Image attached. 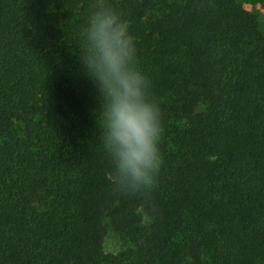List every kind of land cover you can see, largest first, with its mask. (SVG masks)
I'll use <instances>...</instances> for the list:
<instances>
[{"label":"trees","instance_id":"1","mask_svg":"<svg viewBox=\"0 0 264 264\" xmlns=\"http://www.w3.org/2000/svg\"><path fill=\"white\" fill-rule=\"evenodd\" d=\"M109 3L162 111L156 186L146 200L110 186L103 100L79 60L89 0H0V264H264L257 16L237 0Z\"/></svg>","mask_w":264,"mask_h":264},{"label":"clouds","instance_id":"2","mask_svg":"<svg viewBox=\"0 0 264 264\" xmlns=\"http://www.w3.org/2000/svg\"><path fill=\"white\" fill-rule=\"evenodd\" d=\"M79 60L103 100L99 118L111 161L114 193L147 199L163 164V116L151 82L139 69L128 22L109 0H89Z\"/></svg>","mask_w":264,"mask_h":264},{"label":"rangeland","instance_id":"3","mask_svg":"<svg viewBox=\"0 0 264 264\" xmlns=\"http://www.w3.org/2000/svg\"><path fill=\"white\" fill-rule=\"evenodd\" d=\"M243 9H248L258 18L260 31L264 34V0H237ZM61 27L64 31L70 32L71 25L68 22H62ZM17 130L20 131V126L17 125ZM143 221L148 223L145 215L140 213ZM106 234L103 241V251L106 254H117L123 249V243L119 237L113 232L109 221L104 220Z\"/></svg>","mask_w":264,"mask_h":264},{"label":"crops","instance_id":"4","mask_svg":"<svg viewBox=\"0 0 264 264\" xmlns=\"http://www.w3.org/2000/svg\"><path fill=\"white\" fill-rule=\"evenodd\" d=\"M246 10L250 12V10H248V9H246ZM251 13H252V12H251Z\"/></svg>","mask_w":264,"mask_h":264}]
</instances>
